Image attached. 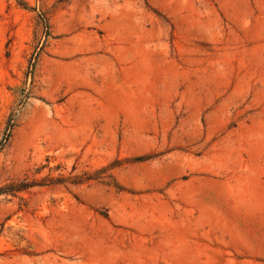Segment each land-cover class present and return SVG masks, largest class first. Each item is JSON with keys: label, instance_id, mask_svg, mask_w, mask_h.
I'll return each mask as SVG.
<instances>
[{"label": "rangeland", "instance_id": "obj_1", "mask_svg": "<svg viewBox=\"0 0 264 264\" xmlns=\"http://www.w3.org/2000/svg\"><path fill=\"white\" fill-rule=\"evenodd\" d=\"M0 264H264V0H0Z\"/></svg>", "mask_w": 264, "mask_h": 264}]
</instances>
